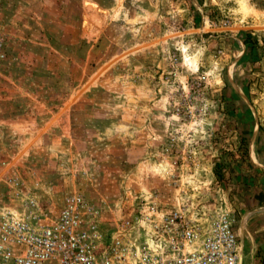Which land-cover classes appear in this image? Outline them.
<instances>
[{"label": "rangeland", "instance_id": "374dc122", "mask_svg": "<svg viewBox=\"0 0 264 264\" xmlns=\"http://www.w3.org/2000/svg\"><path fill=\"white\" fill-rule=\"evenodd\" d=\"M253 129L264 0H0V214L223 211Z\"/></svg>", "mask_w": 264, "mask_h": 264}, {"label": "built area", "instance_id": "2783aa9c", "mask_svg": "<svg viewBox=\"0 0 264 264\" xmlns=\"http://www.w3.org/2000/svg\"><path fill=\"white\" fill-rule=\"evenodd\" d=\"M102 206L69 194L57 216L0 214V264H239L232 215L189 218L185 206H141L133 220L108 230Z\"/></svg>", "mask_w": 264, "mask_h": 264}, {"label": "crops", "instance_id": "0c3cea01", "mask_svg": "<svg viewBox=\"0 0 264 264\" xmlns=\"http://www.w3.org/2000/svg\"><path fill=\"white\" fill-rule=\"evenodd\" d=\"M235 91L238 92L236 88ZM250 134L246 164L235 170V192L223 198L221 206L234 220L239 264H264V146L260 145L257 130Z\"/></svg>", "mask_w": 264, "mask_h": 264}, {"label": "trees", "instance_id": "16d2710c", "mask_svg": "<svg viewBox=\"0 0 264 264\" xmlns=\"http://www.w3.org/2000/svg\"><path fill=\"white\" fill-rule=\"evenodd\" d=\"M220 169V168H219ZM216 173H217V169H216Z\"/></svg>", "mask_w": 264, "mask_h": 264}]
</instances>
